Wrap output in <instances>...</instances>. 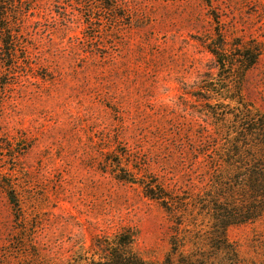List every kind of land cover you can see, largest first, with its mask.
I'll list each match as a JSON object with an SVG mask.
<instances>
[{
	"label": "rangeland",
	"instance_id": "374dc122",
	"mask_svg": "<svg viewBox=\"0 0 264 264\" xmlns=\"http://www.w3.org/2000/svg\"><path fill=\"white\" fill-rule=\"evenodd\" d=\"M12 1L15 53L0 52V264H80L125 232L138 257L160 264L174 223L112 165L179 198L202 187L194 151L213 131L191 95L213 68L205 46L216 35L227 48L260 45L242 93L264 116V0H112V11ZM198 226L189 234L204 239ZM225 236L235 257L209 250L195 264H264V215Z\"/></svg>",
	"mask_w": 264,
	"mask_h": 264
},
{
	"label": "trees",
	"instance_id": "16d2710c",
	"mask_svg": "<svg viewBox=\"0 0 264 264\" xmlns=\"http://www.w3.org/2000/svg\"><path fill=\"white\" fill-rule=\"evenodd\" d=\"M95 1L105 11L115 10L112 0ZM201 1L210 5V0ZM14 4L0 0V52L11 58L15 50L7 47L14 44L11 15L16 13L6 6L13 10ZM205 50L213 58V68L199 77L191 95L203 107L207 126L213 131L200 138L194 151L205 178L202 187L187 196L181 193L179 198L152 178L127 172L120 162L112 165L119 171L115 175L119 182L138 185L143 196L157 203L174 223L170 252L160 264H195L202 258L198 253L209 250L216 256L235 257L226 240L227 229L254 223L264 215V116L249 108L242 93L245 76L259 63L263 51L255 42L227 48L219 35ZM3 189L19 212L11 186ZM201 222L207 235L193 239L190 230H199ZM133 244L134 236L126 232L96 241L91 257L80 264H151L133 252Z\"/></svg>",
	"mask_w": 264,
	"mask_h": 264
}]
</instances>
